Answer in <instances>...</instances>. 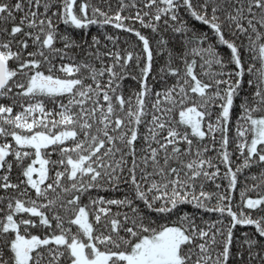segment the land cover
Masks as SVG:
<instances>
[{"label": "snow or ice", "instance_id": "6c2138e0", "mask_svg": "<svg viewBox=\"0 0 264 264\" xmlns=\"http://www.w3.org/2000/svg\"><path fill=\"white\" fill-rule=\"evenodd\" d=\"M0 264H264V0H0Z\"/></svg>", "mask_w": 264, "mask_h": 264}]
</instances>
